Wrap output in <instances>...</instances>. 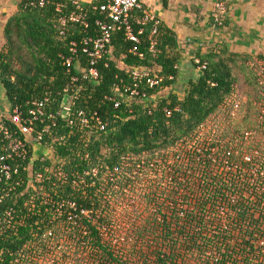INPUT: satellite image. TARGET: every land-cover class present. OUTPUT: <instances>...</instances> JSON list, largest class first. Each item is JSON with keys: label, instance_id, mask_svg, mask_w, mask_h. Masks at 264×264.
Returning <instances> with one entry per match:
<instances>
[{"label": "trees", "instance_id": "trees-1", "mask_svg": "<svg viewBox=\"0 0 264 264\" xmlns=\"http://www.w3.org/2000/svg\"><path fill=\"white\" fill-rule=\"evenodd\" d=\"M57 3L65 14L75 10L68 0L20 5L5 25L0 84L9 112L0 126L15 129L11 109L25 113L46 93L47 114L62 115L35 123L37 132L50 130L20 165L19 187L3 199L0 264H264V54L255 62L263 76L256 72L250 85L257 88L244 98L236 96L230 64L250 57L222 50L199 57L206 69L182 95H162L177 83L175 32L160 23L161 52L152 56L147 24L140 60L116 30L96 65L98 79L69 100L60 55L72 41L98 35L102 17L94 0L85 8L86 33L79 24L61 27ZM79 60L87 66L84 55ZM145 68L163 83H143L145 98L124 95L132 73ZM80 112L96 114L105 130L95 121L86 127Z\"/></svg>", "mask_w": 264, "mask_h": 264}, {"label": "built area", "instance_id": "built-area-1", "mask_svg": "<svg viewBox=\"0 0 264 264\" xmlns=\"http://www.w3.org/2000/svg\"><path fill=\"white\" fill-rule=\"evenodd\" d=\"M75 10L65 14L63 11L64 5L62 3L56 4V12L61 14L59 17V24L61 27L68 26V24H79L84 33L87 32L88 14L85 7L82 6L78 0H68ZM23 7H44L47 0H22ZM99 12L102 19L96 21V28L99 29V34L96 36L87 35L80 39V41H72L68 46V54L60 55L62 66L68 75V82L64 93H68L69 100L78 98L81 85L84 82H95L98 77V69L96 65L99 60L108 53V45L111 43L113 33L118 31L124 32L125 41L132 43L130 53L140 60L145 58V54L141 51V37L145 34L144 27L150 24L151 37L149 39L148 51L152 56L160 54L158 49V42L155 36L158 34L160 21L156 15L152 14L140 0H99V4L94 7ZM227 3L225 0H217L212 14L213 21L217 27H224L226 23ZM60 35H65V31H61ZM80 55H84L87 60V66H83L79 60ZM195 64L200 65L199 71L206 69V64H201L199 59L195 60ZM74 69L77 73L73 74ZM175 69L177 67L175 66ZM133 85L125 87L124 95L129 97H146V93L140 89V86L145 83L146 86L158 87L165 77L157 72H153L147 68L137 69L132 73ZM170 81L174 79L173 76L168 78ZM109 100H112L108 98ZM50 102L48 93L44 95L41 100L29 101L26 104L27 111L24 113L18 107L11 109V121L15 129L0 126V210L4 197L14 192L19 187L18 180L20 165L30 157V149L36 145H40L45 135L49 132L50 126H45L42 131L35 130V123H46L45 117L56 121L62 115V110H57L50 114L46 112V105ZM120 102L115 103L114 108H117ZM4 114L0 110V116ZM170 115V112L168 111ZM82 118V123L88 127L90 121H95L97 128L101 131L105 130L106 124L97 117L96 114L85 117L83 112L78 114ZM55 125V122H53ZM96 173V171H94ZM88 175L87 172L84 173ZM66 180V176H62ZM82 183L85 182L83 176L80 177ZM79 181H74L72 185L76 186ZM69 206L76 209V204L69 202ZM13 210L6 209L4 211L5 217L13 219Z\"/></svg>", "mask_w": 264, "mask_h": 264}, {"label": "crops", "instance_id": "crops-1", "mask_svg": "<svg viewBox=\"0 0 264 264\" xmlns=\"http://www.w3.org/2000/svg\"><path fill=\"white\" fill-rule=\"evenodd\" d=\"M140 1L157 16L160 23L176 34L175 53L179 56L176 65L177 82L185 71H190L193 75L195 60H200V56L212 51L222 50L242 55L264 53V0H225L228 11L224 27H217L212 18L217 0ZM78 2L86 8L94 0ZM20 5L23 6L22 0L0 1V49L5 44V25L16 14ZM195 70L201 74L198 69ZM0 110L7 114V103L0 106ZM38 147L39 145L36 146L37 149Z\"/></svg>", "mask_w": 264, "mask_h": 264}, {"label": "rangeland", "instance_id": "rangeland-1", "mask_svg": "<svg viewBox=\"0 0 264 264\" xmlns=\"http://www.w3.org/2000/svg\"><path fill=\"white\" fill-rule=\"evenodd\" d=\"M263 54L264 53H256V54L253 53V54L249 55V57H250L249 60L237 59L235 64H233V65L230 64L232 66V69H233V75H234V77L236 78V81H237L236 82V87H237V92H236L237 95L236 96L238 98H240V97L244 98L246 94H248V93H252L253 94L255 92V88H257V84L254 83V84L250 85V83L253 82V77L256 75V72L259 75H262L261 74V71H262L261 67H259V69H255L258 66L257 64H255V62L257 60H259V59H257V57L259 55H263ZM191 73L192 72H190V71H185L184 75L182 73L183 76L181 77L180 81H178L175 84L173 89L172 88L163 89L161 94L162 95H169L171 92H176V93L182 95V93H184L185 86L187 85V83L191 79L194 80V77L198 78L199 75H200L195 69H194L193 75H191ZM261 81H260L259 85H262L264 83V77H263V79H261ZM262 86H264V84ZM4 104H6V99H5L4 90L1 87L0 88V106H3Z\"/></svg>", "mask_w": 264, "mask_h": 264}]
</instances>
